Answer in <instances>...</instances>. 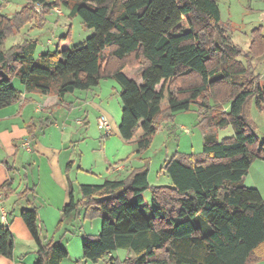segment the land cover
I'll return each instance as SVG.
<instances>
[{"label": "trees", "instance_id": "obj_1", "mask_svg": "<svg viewBox=\"0 0 264 264\" xmlns=\"http://www.w3.org/2000/svg\"><path fill=\"white\" fill-rule=\"evenodd\" d=\"M36 4L44 7L42 17L34 12ZM57 6L68 7L70 16H79L93 34L72 47H61L68 41L63 35L55 50L39 55L35 38L3 49L31 20L42 28ZM229 25H223L218 0H27L15 13L0 14V109L19 98L15 78L27 90L56 96L58 105H65L67 95L111 78L121 87L119 133L143 155L162 120L199 106L202 152H177L165 162L162 169L171 186H151L150 159L142 158L143 165L124 179L83 184L79 200L70 193L60 224L81 208L85 218L102 219L98 235L83 236V260L100 263L120 249L132 253L118 259L123 264H252L264 259V200L258 189L242 183L253 159L264 160V145H258L246 116L251 99L262 108L264 83L251 63L239 59L247 60V52L233 42ZM262 43L256 36L252 41L255 48ZM251 50L254 58L261 54ZM132 55L138 63L130 62ZM136 67L140 83L128 75ZM191 75L200 81L175 92L176 81ZM224 86L229 91L220 98ZM224 105L225 110H215ZM228 126L233 135L217 140L215 130ZM28 129L33 138L34 125ZM21 217L38 247L34 264H62L69 257L60 241L45 242L36 208L23 209ZM13 250L10 228L0 225V254L11 258Z\"/></svg>", "mask_w": 264, "mask_h": 264}, {"label": "crops", "instance_id": "obj_2", "mask_svg": "<svg viewBox=\"0 0 264 264\" xmlns=\"http://www.w3.org/2000/svg\"><path fill=\"white\" fill-rule=\"evenodd\" d=\"M64 45L65 42L61 47ZM45 49L39 50L38 55ZM135 80L141 82L139 78ZM98 87L99 85L96 88ZM16 88L19 91L18 100L0 109V225H7L14 237L13 256L9 258L0 254V264H34L38 259V247L21 217L23 209H37L40 225L45 229L46 235L42 233L45 242L52 240L62 244L67 229L66 220L63 219L61 224L60 221L62 209L70 201V193L73 192L79 200L80 186L83 184H102L106 180L124 179L135 168L143 165V156L136 153L134 143L121 137L119 127L114 130L110 111L105 106L103 109L111 122L112 131L109 135L101 134L100 147L89 149L90 144L82 146L81 142L88 138L86 134L76 139V133L71 126V112L81 109L83 105L88 108L92 99L90 93H94L93 100L97 99L103 104V100H106L103 92H93L92 88L86 91L84 97L80 94L75 96L74 100H70L67 95L65 105H58L59 99L54 95H41L36 91L27 90L23 84ZM114 89L117 93L120 92L116 86ZM75 92L71 95H75ZM74 103L78 106L75 107ZM63 108L71 112L65 116L64 126L59 129L57 113ZM85 112L89 115L90 111L87 109ZM45 119L52 121V124L41 122ZM77 123L82 126L88 123V120L78 119ZM33 125L34 137L30 138L28 127ZM84 145L88 146V155ZM153 164L154 162L151 167ZM162 167L154 181H151L149 173L151 186H171L172 182H166L167 185L157 183L160 178L166 177ZM87 175L95 180L83 181ZM100 179L103 181H99ZM6 183L8 184L4 186ZM84 215L85 209L81 208L74 217L84 221V227L89 225L90 230H98L100 233V217L90 220ZM122 251L125 253L117 250L109 254L104 261L94 264H117L119 260L132 255L131 252ZM65 260L62 264H65Z\"/></svg>", "mask_w": 264, "mask_h": 264}, {"label": "rangeland", "instance_id": "obj_3", "mask_svg": "<svg viewBox=\"0 0 264 264\" xmlns=\"http://www.w3.org/2000/svg\"><path fill=\"white\" fill-rule=\"evenodd\" d=\"M26 3L27 0H0V14H13L16 11L20 10ZM218 4L221 9L222 22L224 27L230 24L229 33L233 42L241 46L244 51L247 52V60L244 56H240L239 59L242 62L247 63L246 65L251 63V66L254 68L253 71L257 74H260V81L264 83V0H218ZM33 8L34 12L38 16L42 17L44 7L34 5ZM55 8H58L60 11H56ZM55 8H53V10L46 15V23L42 28H38L36 26L37 19L31 20L22 27L17 35L8 38L3 46V49H9L14 44L23 41L25 38L29 39L31 37L39 40L38 51H42L43 49H45V47L49 48L48 50H55L57 46L56 41H60V37H62L63 35H68V41L65 42L66 45L64 46L72 47L83 42L93 34L94 30L87 28L79 16H70V9L68 7L57 6ZM255 36L257 38L260 37V39L263 41L261 47L257 46L255 48L256 45L252 44ZM251 48L256 49L257 52L260 51L261 54H259L258 57L254 58ZM105 54H107V51ZM129 59L132 64L138 63L133 55ZM138 68L139 67H136L130 70L128 75L132 76L134 79L139 78V81H141V77L138 74ZM199 81V77L195 75L188 76L187 78H180L176 81L174 90L176 92V90L181 86H185L191 83H198ZM13 84L15 87L21 86L17 78L14 79ZM115 86L119 91H121L120 85L114 79H102L99 87H94L96 89L93 88L92 91H96L98 93L103 92V95L106 98L105 101L103 100V104H100V101L97 99L93 100L94 93H90L89 95L92 99L90 98L91 101H89L88 103V108L83 105L81 109H76L72 112L69 109L63 108L57 113L59 129L64 126L63 123L66 118L65 116H67L68 113L71 112L72 123H70L72 126V130L74 131V133H76V139L83 137V135L85 134L88 135V138L81 142L82 146L83 144H90L89 147L84 145L86 155H88L87 147L89 149H92V147H100L99 137L101 136V134H103V132L98 127L97 117L101 114L107 115L106 112H104V106L110 111L109 116L114 130L118 129L119 127L122 113V101L119 94L120 92L117 93L114 89ZM228 91V87H221L218 90V96L220 98H226ZM86 93V91L77 90L75 92V95H68V97L70 98V100H74L75 96H80L81 94L84 97ZM207 94H209V91L207 92ZM204 99H202L201 101H204ZM74 105L75 107L78 106L76 103H74ZM210 105H214L213 101L210 102ZM226 108L227 106L224 105L222 106V110L219 108H216L215 110L217 112H220L225 110ZM87 109H89L90 111L89 115H87V112H85ZM246 111L247 118L258 134V145L263 146L264 104L262 105V108L258 107L255 99H251L246 106ZM78 119L82 121L87 119L88 123L81 126L77 123ZM183 127L189 129L190 132H186ZM215 134L216 139L222 141L224 138L231 137L233 135V129L231 126L223 129H216ZM204 135V130L200 124V109L197 104H193L191 110L189 111H181L175 113L169 120H162V122L160 123L159 132L154 138L155 140H153L152 145L149 147L146 153L142 155L143 159H150L149 173L151 174V181L157 179L158 172L161 170V167L164 166L165 162L175 153L180 152L186 155H199L203 149ZM153 162V167H151ZM165 174L166 177L160 178L157 183L167 185L166 182H170L171 184L170 178L168 177L167 173ZM94 180L95 179L92 180V177L90 175H87V177H85L83 181ZM99 181L103 180L100 179ZM242 183L247 187L258 189L261 192L264 200L263 159H253L248 174L243 178ZM146 195L148 196V198H151V189L146 191ZM77 219L78 218L75 219V217L71 219H65L67 234H65V236L63 237L62 245L68 249L69 257L64 262L65 264H94L91 261L85 263V261L83 260L82 242L85 233L98 234L99 232L98 230L97 232H94V230H90L89 225L84 227V221H80L79 219L77 224H75ZM98 222H100V224L102 225L101 218H99ZM42 233L45 234V229L43 228ZM120 251L125 253V251L119 250V252ZM122 257H124V255H122ZM117 264L123 263L118 262ZM252 264H264V259H257Z\"/></svg>", "mask_w": 264, "mask_h": 264}, {"label": "built area", "instance_id": "obj_4", "mask_svg": "<svg viewBox=\"0 0 264 264\" xmlns=\"http://www.w3.org/2000/svg\"><path fill=\"white\" fill-rule=\"evenodd\" d=\"M36 6H43L41 4H36ZM56 9V8H55ZM56 11H60L58 8L56 9ZM98 127L102 130L104 135H109L112 131V126H111V122L108 118L107 115L105 114H101L98 117ZM186 132H190L189 129L184 128Z\"/></svg>", "mask_w": 264, "mask_h": 264}]
</instances>
